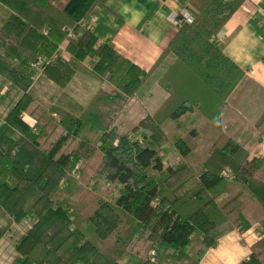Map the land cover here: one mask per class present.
<instances>
[{
    "label": "trees",
    "instance_id": "1",
    "mask_svg": "<svg viewBox=\"0 0 264 264\" xmlns=\"http://www.w3.org/2000/svg\"><path fill=\"white\" fill-rule=\"evenodd\" d=\"M244 1L190 0L194 18L141 71L50 2L0 0L14 11L0 31V79L18 93L0 119V237L9 224L29 222L11 264H45L52 254L65 264H201L224 235L254 226L260 236L238 264H264V155L250 158L220 124L244 72L216 36ZM64 43L70 63L108 84L74 111L27 93L38 58L55 55L42 72L60 87L68 82L71 72L55 63ZM9 49L15 63L3 59ZM169 54L174 61L157 81L167 98L141 115L134 95ZM263 120L264 111L254 127ZM201 123L217 135L197 153ZM164 142L179 155L174 165L164 163ZM104 183L113 188L108 199Z\"/></svg>",
    "mask_w": 264,
    "mask_h": 264
},
{
    "label": "crops",
    "instance_id": "2",
    "mask_svg": "<svg viewBox=\"0 0 264 264\" xmlns=\"http://www.w3.org/2000/svg\"><path fill=\"white\" fill-rule=\"evenodd\" d=\"M46 1L59 8L75 23L87 25L98 39L110 41L119 55L141 71H147L153 65L174 35L176 27L173 25V17L183 13L194 18L196 13L189 4L190 0H106L104 7L94 5L96 0ZM9 13L14 14V11L0 5V31L4 28ZM216 41L223 45L224 54L244 72L242 79L226 99L220 118L221 130L244 148L250 158H261L264 155V120L257 129L254 123L264 111V65L261 63L264 56V0H245L225 22ZM3 44L0 39L1 56ZM14 56L15 52L9 49L3 59L6 63L11 60L15 63ZM56 57L55 63L61 69V74L71 72L70 79L60 87L43 72L34 75L27 93L36 103L49 107L65 94L68 99L62 103L64 108L74 111L77 106L85 107L98 90L108 89L105 81H97L70 63L65 43L58 48ZM173 61V55L166 56L136 94L149 116L167 98V94L157 86V81ZM84 65L88 69L91 67ZM17 97L18 93L10 90L8 84L0 79V107L6 109L5 113ZM22 119L31 122L26 114H23ZM250 232L251 230H234L220 238V249L218 248L216 255L218 262L238 264L245 259L249 254V247L258 239L249 242V237L244 238ZM209 252L211 250L207 255ZM12 254L13 259H10L6 256V249L0 248V264H11L16 257L14 252ZM207 255L201 264H209ZM213 256L214 254L211 258ZM45 264L65 263L52 254Z\"/></svg>",
    "mask_w": 264,
    "mask_h": 264
},
{
    "label": "rangeland",
    "instance_id": "3",
    "mask_svg": "<svg viewBox=\"0 0 264 264\" xmlns=\"http://www.w3.org/2000/svg\"><path fill=\"white\" fill-rule=\"evenodd\" d=\"M51 62H53L52 59H50V61L48 63H51ZM90 63L91 62L88 59L85 60V62H84V64H86L89 67L91 66ZM39 73H42V70H41V72H38V73L36 72V74H39ZM157 86H158V84H157ZM137 92H136V94H137ZM136 94L134 95L135 99L132 103V105L134 106L133 110H138L140 112V109H141V113H140L141 115L145 114V113L147 114L148 112L145 109H143L142 106L140 105V103L138 101L139 98H136ZM66 98L68 99V97H66L65 94H63V96L61 95L60 98H58V103H60V104L64 103ZM157 101H158V99L155 100V102H157ZM78 107H80V106H78ZM5 110L6 109H2L0 107V119L4 116ZM67 110L73 111L72 109H67ZM148 111L150 113L152 112L150 110V108H148ZM151 114H153V113H151ZM196 129H197V133H198V137L196 140V142H197L196 152L197 153L198 152L203 153L210 146L213 139L216 137L217 132L214 130L213 127H211L205 123H201L199 126L196 127ZM120 133H122V132H120ZM162 153H163L164 163H166L167 165H174L177 162H179V160H180L179 155L172 149V147L168 143L164 142L162 144ZM58 186H62V184L61 185L58 184ZM103 187H104V193L102 196L104 198L108 199L111 195L113 188L106 183L103 184ZM5 224H6L5 220H0V227H2ZM28 227H29V222L27 220L23 221L20 225L11 223V224H9L8 228L5 230L3 237H0V238H2V245H0V248L3 247V249H6V253H7L6 256H8L10 259H13L12 258L13 257L12 253L14 252V250H13L14 245L13 244L18 239V237H20L27 230ZM250 230H251V232L247 233L246 236H244V238L249 237V239H250L249 242L251 240L253 242V241H255V239L259 238L261 230L257 226H254ZM244 238H241V239L243 240ZM219 245H220V242L218 241V244L214 248L210 249L211 252H209V255L206 254L207 255V261L209 264L210 263L220 264L218 262V259L216 256L218 254V248L220 249ZM150 252H149V255H151ZM212 253L214 254V256L211 258V255H213Z\"/></svg>",
    "mask_w": 264,
    "mask_h": 264
},
{
    "label": "built area",
    "instance_id": "4",
    "mask_svg": "<svg viewBox=\"0 0 264 264\" xmlns=\"http://www.w3.org/2000/svg\"><path fill=\"white\" fill-rule=\"evenodd\" d=\"M192 18L184 15L183 13H180L177 16L173 17V25L174 27H176L178 24L182 23V22H186L189 23L191 22ZM70 35V34H69ZM55 58V55L52 57V59ZM49 61H45L42 58H38L36 59V61L34 63L31 64V67L35 70V72H41L42 70V66L45 64H48ZM53 117H56L54 114H52ZM23 117V116H22ZM27 125L29 127H32V121L31 122H27ZM33 130H35V128H33ZM224 176H226V174H223ZM62 182L59 183V185H61ZM150 254H153L152 252H150Z\"/></svg>",
    "mask_w": 264,
    "mask_h": 264
}]
</instances>
